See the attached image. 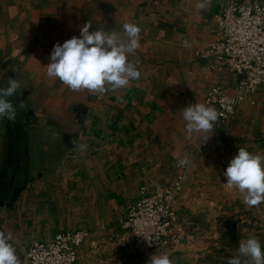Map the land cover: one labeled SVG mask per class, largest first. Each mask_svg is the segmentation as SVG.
<instances>
[{
	"label": "crops",
	"instance_id": "obj_1",
	"mask_svg": "<svg viewBox=\"0 0 264 264\" xmlns=\"http://www.w3.org/2000/svg\"><path fill=\"white\" fill-rule=\"evenodd\" d=\"M231 1L211 0L201 10L204 0H0V87L17 79L12 102L27 103L14 122L0 119L1 162L13 166L5 171L11 179L1 193L0 231L14 234L20 264H29L30 242L80 230L89 237L77 264H146L150 258L134 252L119 220L140 189L159 196L176 177L183 178L174 205L183 218L175 230L181 243L170 255L176 263L226 264L251 236L264 245V202L246 205L223 175L240 147L264 155V88L212 132L189 136L179 112L205 104L216 85L235 94L238 79L210 73L198 58L217 40L215 16ZM90 19V31L141 28L140 48L129 57L141 76L127 88L72 91L47 76L54 45L78 37ZM72 155L79 166L63 170ZM185 156L190 163L179 166ZM66 211L69 229L61 228Z\"/></svg>",
	"mask_w": 264,
	"mask_h": 264
},
{
	"label": "clouds",
	"instance_id": "obj_2",
	"mask_svg": "<svg viewBox=\"0 0 264 264\" xmlns=\"http://www.w3.org/2000/svg\"><path fill=\"white\" fill-rule=\"evenodd\" d=\"M210 2L204 0L197 4V8L203 10ZM92 27L93 20L90 19L82 25L78 37L54 45L50 63L46 66L47 76L59 79L72 91L87 90L103 95L127 88L130 82L141 76L137 63L129 59L140 48L141 28L134 23H124L120 34L114 28L106 31L100 26L90 31ZM184 46H189L187 41ZM20 88V82L12 77H8L6 87H0V119L14 122L19 110H27L24 100L14 105L11 99ZM179 112L189 136L212 132L219 118L213 107L202 103H190ZM73 143L81 152L87 148L85 144ZM189 163L187 156L178 160L179 166ZM223 175L227 187L238 190L246 205L258 206L264 202V155L240 147ZM14 241L11 231H0V264H20ZM146 264L176 262L168 252L161 251L152 254ZM226 264H264V245L255 236L241 239L236 254Z\"/></svg>",
	"mask_w": 264,
	"mask_h": 264
},
{
	"label": "built area",
	"instance_id": "obj_3",
	"mask_svg": "<svg viewBox=\"0 0 264 264\" xmlns=\"http://www.w3.org/2000/svg\"><path fill=\"white\" fill-rule=\"evenodd\" d=\"M218 38L198 58L206 61L210 73H227L238 79L235 94L222 86H213L205 96V105L217 108L218 122L224 123L248 96L264 88V5L241 4L232 0L215 16ZM183 182V178H179ZM179 183L161 195H148L140 189L139 199L121 221L123 229L137 247L157 250L170 244L172 227L177 222L173 210L174 193ZM89 237L85 230L60 233L47 242L33 241L27 248L29 264H77L80 247Z\"/></svg>",
	"mask_w": 264,
	"mask_h": 264
},
{
	"label": "rangeland",
	"instance_id": "obj_4",
	"mask_svg": "<svg viewBox=\"0 0 264 264\" xmlns=\"http://www.w3.org/2000/svg\"><path fill=\"white\" fill-rule=\"evenodd\" d=\"M242 3V2H241ZM245 4V3H243ZM3 158L2 155H0V198H2L3 196L1 195V193L3 192V189H6V187H8L7 185H9V182H10V179L9 176H6L5 175V171L7 170H11L12 169V165L10 163H2L1 162V159ZM77 166H79V162H77V160L75 159V157H73L72 155V158H68V160L63 164V170H70L71 168H76ZM11 174V173H10ZM180 177H176V179L172 182V184H170L169 186H167L166 188L162 189L161 191V194L165 191V189L167 188H174L176 186L177 183H179V188L180 190L176 193H174V197L176 198L174 203H173V210H174V205L177 203L178 201V198L180 196V193L182 191V181L179 179ZM75 202H77V200L74 199ZM69 204V202L67 203ZM71 206V205H69ZM175 214H176V217H177V222L175 223V225L172 227V234L170 235V244L168 245H165L164 247H161V248H158L157 250H148V249H145V248H141V247H137L134 243V239H133V247H134V252H136L139 256L141 257H145V258H150L152 254L156 253V252H161V251H166L168 252L170 255H172L175 251V247L178 245V243H181V237L179 235L181 234H177L176 233V228H178L181 224H182V221H183V218L182 216L178 215L177 212L174 210ZM65 216H64V219H63V226L61 228H67L69 229L70 228V225L72 224H69L71 221H72V218H73V215H72V211H69V212H64ZM125 218H121L119 220L122 221L124 220ZM67 222V223H66ZM66 224H69V225H66ZM123 229V227H122ZM125 230V229H123ZM126 234L130 237L131 234L125 230ZM31 243V242H30ZM30 243L27 245V248L28 246L30 245ZM106 244L105 243H100L98 244V248L101 249V246H105ZM27 253V251H25ZM171 257V256H170ZM186 261H190V260H182L180 259L179 261H177L176 264H185L184 262ZM195 261V259L193 260Z\"/></svg>",
	"mask_w": 264,
	"mask_h": 264
}]
</instances>
